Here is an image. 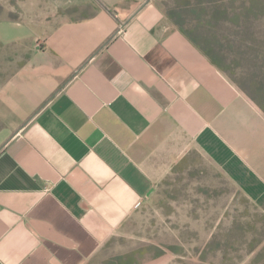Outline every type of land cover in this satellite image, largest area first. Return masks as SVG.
I'll list each match as a JSON object with an SVG mask.
<instances>
[{
  "label": "crops",
  "instance_id": "1",
  "mask_svg": "<svg viewBox=\"0 0 264 264\" xmlns=\"http://www.w3.org/2000/svg\"><path fill=\"white\" fill-rule=\"evenodd\" d=\"M20 6L0 16L25 55L0 81V264H122L110 244L190 148L264 212V112L161 0Z\"/></svg>",
  "mask_w": 264,
  "mask_h": 264
},
{
  "label": "rangeland",
  "instance_id": "2",
  "mask_svg": "<svg viewBox=\"0 0 264 264\" xmlns=\"http://www.w3.org/2000/svg\"><path fill=\"white\" fill-rule=\"evenodd\" d=\"M20 3L0 0V16H19ZM161 3L165 13L173 9L210 42L220 71L241 92L250 100L257 99V92L264 98V0ZM24 58L22 52L0 49V81ZM259 102L264 105V99ZM110 247L112 259L122 264H264V212L200 151L190 148Z\"/></svg>",
  "mask_w": 264,
  "mask_h": 264
},
{
  "label": "trees",
  "instance_id": "3",
  "mask_svg": "<svg viewBox=\"0 0 264 264\" xmlns=\"http://www.w3.org/2000/svg\"><path fill=\"white\" fill-rule=\"evenodd\" d=\"M78 8L67 9V13L77 11ZM166 16L170 21H172L176 27L188 37L205 55L206 57L219 69H221L220 59L217 56V51L211 46L210 42L196 30L195 27L191 25H185V19H180L179 16L173 11V9H168L166 11ZM257 99L251 97L252 101L264 112V105L259 102V99H264L259 92H257Z\"/></svg>",
  "mask_w": 264,
  "mask_h": 264
}]
</instances>
